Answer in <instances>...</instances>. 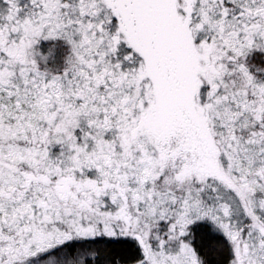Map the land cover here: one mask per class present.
I'll return each instance as SVG.
<instances>
[{
    "label": "snow or ice",
    "instance_id": "obj_1",
    "mask_svg": "<svg viewBox=\"0 0 264 264\" xmlns=\"http://www.w3.org/2000/svg\"><path fill=\"white\" fill-rule=\"evenodd\" d=\"M0 264H264V0H0Z\"/></svg>",
    "mask_w": 264,
    "mask_h": 264
}]
</instances>
